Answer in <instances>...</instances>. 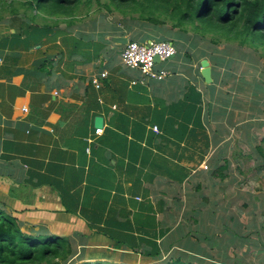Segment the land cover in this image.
Segmentation results:
<instances>
[{"label": "crops", "instance_id": "0c3cea01", "mask_svg": "<svg viewBox=\"0 0 264 264\" xmlns=\"http://www.w3.org/2000/svg\"><path fill=\"white\" fill-rule=\"evenodd\" d=\"M106 21L94 14L51 30L30 28L21 16L17 36L9 16L0 22V209L24 233L67 237L64 264L79 256L138 264L163 258L164 243H181L184 222L170 227L190 212L196 225L203 218L200 189L214 176L202 163L212 169L214 156L221 159L217 145L229 125L214 106L217 77L211 68V84L204 81V57L192 45L187 61L173 55L169 69L159 67L167 76L151 79L125 66L124 45L109 37L158 41L173 33L143 26L121 34Z\"/></svg>", "mask_w": 264, "mask_h": 264}, {"label": "rangeland", "instance_id": "374dc122", "mask_svg": "<svg viewBox=\"0 0 264 264\" xmlns=\"http://www.w3.org/2000/svg\"><path fill=\"white\" fill-rule=\"evenodd\" d=\"M114 13L108 18L111 21H119V14L116 11ZM90 14L92 17L96 15V12L92 11ZM164 26L169 27V22ZM141 28L143 26L136 29ZM155 29H159L160 34L163 32L162 28ZM166 30L169 31V29ZM175 32L180 33L179 30H174ZM190 34L194 35L193 32ZM209 37L206 35L198 40L193 50L196 52L202 47L207 49L206 43ZM181 39L178 46L183 52L177 51L175 58L180 57L187 61L189 55H186L184 48L191 46L192 38L188 39L181 32ZM244 51L248 52L249 49ZM223 54V50L219 47L214 49L216 58L224 59L226 63L230 62L228 65H215L214 70L212 69V76L217 77L215 87L219 89L220 97H226L220 100V103H224L225 106L215 109H219L222 113L226 112L230 117L227 130L222 132V140L217 145V152L220 150L219 158L221 159L214 156L213 160L216 167L225 163L223 161L225 157L229 168L224 169L223 173L227 174L223 178L217 174L213 178L214 182L203 183L199 194L207 200L203 198L198 204V207L204 210L203 218L200 217V222L196 225L195 218L190 212L189 221L177 220L170 228L176 229L178 222H184V227L177 230L185 233L181 243L178 242L177 246L169 242L164 243L163 258L147 257V260L151 261L149 264H161L162 260L166 261L169 257L174 260L179 256L182 260L193 264H202V262L205 264H214V262L216 264H264V158L257 151L259 145L264 153V140H262L264 138V58H258L253 54L247 60L233 62L222 58ZM169 62L167 60L156 66L169 69ZM250 65L260 67L261 70L255 71ZM170 71L173 73L172 68ZM210 89L214 93V90ZM223 144H227L226 150L221 148ZM231 150L234 153H231ZM210 163L203 162L202 168L206 171ZM181 213L182 211L179 215ZM171 221L168 219V222ZM161 243L158 241L155 244L157 246L160 244L162 248ZM161 248L157 250L161 252ZM81 258L80 256L77 258L76 264L83 262L84 259L87 260V257H84L83 261ZM144 259L145 257L141 258L138 264L147 261ZM95 261L87 262L93 264Z\"/></svg>", "mask_w": 264, "mask_h": 264}, {"label": "trees", "instance_id": "16d2710c", "mask_svg": "<svg viewBox=\"0 0 264 264\" xmlns=\"http://www.w3.org/2000/svg\"><path fill=\"white\" fill-rule=\"evenodd\" d=\"M92 11L99 14L102 21L116 11L120 16L119 21H106L103 24L117 28L121 34L132 32L142 26L152 29L162 27L165 30L168 28L169 33L173 31V34L167 41H171L177 47L182 40L181 32L188 39L192 38L193 47L197 46L198 40L209 35L207 49L202 47L196 52L200 57L210 61L213 70L215 65L230 64L214 56V49L217 47L223 50L222 58L233 62L247 60L253 54L258 58H264V0H0V22L9 16L11 27L15 29L12 35L15 36L20 33L17 25L21 16L30 20L32 24L30 28L52 30L61 23L72 26L91 17ZM167 22L169 27L164 26ZM117 23L122 24L118 26ZM165 30L162 32L163 35ZM174 30H179L180 33H174ZM163 37L160 36L157 40H164ZM187 49L188 47L184 52L190 56ZM250 66L255 71L261 70L260 67ZM217 97L218 100L214 103L216 108L224 105L220 103L221 99H226L225 96L220 97L219 91ZM199 108L202 109V102ZM199 115L200 113H197L198 117ZM257 151L264 158L259 145ZM212 166L207 172L209 178L217 174L221 178L226 176L227 173L223 172L229 168L228 161L223 165ZM204 199L207 200L205 197ZM180 228L181 226H178L179 230ZM71 255L72 250L67 237L58 235L42 237L24 233L16 220L0 209V264H64ZM161 264L193 263L182 260L179 256L174 260L171 257L166 261L162 260Z\"/></svg>", "mask_w": 264, "mask_h": 264}, {"label": "built area", "instance_id": "2783aa9c", "mask_svg": "<svg viewBox=\"0 0 264 264\" xmlns=\"http://www.w3.org/2000/svg\"><path fill=\"white\" fill-rule=\"evenodd\" d=\"M175 53V46L167 40H129L127 44L123 46L120 52V57L122 63L125 66L131 69L139 70L144 76L148 78L161 80L167 76L168 70L159 68L156 65L163 61H166ZM156 56H158L159 58L158 63L155 62ZM105 75V72L101 73L102 77H104ZM92 83L96 87L99 86V81L97 78H93ZM152 130L157 132V126L153 125ZM96 131L100 132L101 130L98 128Z\"/></svg>", "mask_w": 264, "mask_h": 264}, {"label": "water", "instance_id": "95a60500", "mask_svg": "<svg viewBox=\"0 0 264 264\" xmlns=\"http://www.w3.org/2000/svg\"><path fill=\"white\" fill-rule=\"evenodd\" d=\"M109 40L112 41L115 44L118 45H126L127 42L129 41L127 36L124 35H112L109 37ZM150 41V40H149ZM170 43H172L170 41ZM172 56H170L169 58H172ZM155 62L158 63L159 62V58L158 56L155 57ZM200 74L202 76V78L204 79V81L206 83H211L212 82V77H211V65L208 59L203 58L200 61ZM103 124V119L101 116H96L94 119V127L95 128H101Z\"/></svg>", "mask_w": 264, "mask_h": 264}]
</instances>
